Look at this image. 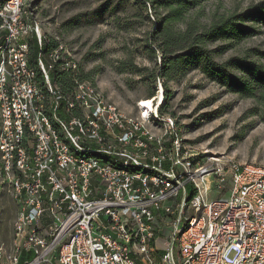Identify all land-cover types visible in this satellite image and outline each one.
Wrapping results in <instances>:
<instances>
[{
  "label": "built area",
  "instance_id": "2783aa9c",
  "mask_svg": "<svg viewBox=\"0 0 264 264\" xmlns=\"http://www.w3.org/2000/svg\"><path fill=\"white\" fill-rule=\"evenodd\" d=\"M151 99L122 111L32 0H0V192L17 206L0 264H264V168L205 160Z\"/></svg>",
  "mask_w": 264,
  "mask_h": 264
},
{
  "label": "rangeland",
  "instance_id": "374dc122",
  "mask_svg": "<svg viewBox=\"0 0 264 264\" xmlns=\"http://www.w3.org/2000/svg\"><path fill=\"white\" fill-rule=\"evenodd\" d=\"M195 1L197 5L188 11L186 21L196 19L209 25L215 18L243 13L264 0ZM32 9L46 36L74 52L80 76H87L84 79L122 111L136 114V102L153 98L161 84L163 103L165 90L169 91L163 114L176 120L187 148L205 160L223 158L264 168V121L255 100L227 92L197 70L173 79L158 77L159 52L155 51L153 58L142 48L153 32V11L147 8L145 13L129 0H32ZM157 12L162 14L163 10ZM246 25L257 34L230 48L220 41L208 44L221 48L217 61L247 53L258 60L249 50L264 51V24L248 21ZM184 27L183 22L176 25L178 30ZM127 64L137 66L141 73L130 71ZM153 72L155 82L151 83L147 76ZM16 210L11 195L1 191L0 246L6 249L11 245Z\"/></svg>",
  "mask_w": 264,
  "mask_h": 264
},
{
  "label": "trees",
  "instance_id": "16d2710c",
  "mask_svg": "<svg viewBox=\"0 0 264 264\" xmlns=\"http://www.w3.org/2000/svg\"><path fill=\"white\" fill-rule=\"evenodd\" d=\"M129 1L132 6L145 13L147 8L154 12L156 19L153 32L144 40L142 48L153 58L155 51L159 52L158 77L173 79L197 70L227 92L255 100L261 107L260 116L264 121V51L249 50L258 60H253L247 53L230 57L225 61H217L216 54L222 53L221 48L208 47V44L220 41L228 43L227 47L230 48L233 44L256 35L254 28L246 23L251 21L264 24V1L243 13L215 18L209 25L199 24L196 19L186 21L188 11L197 5L195 0ZM160 10H163L162 14L157 12ZM182 22L185 23V27L181 30L176 29V25ZM32 52L35 53L33 45ZM127 65L130 71L141 73L137 66ZM155 73L147 76L151 83L155 82ZM54 78L59 83L67 85L65 74L57 73ZM152 95L151 92L150 96ZM168 99L169 91L166 89L165 102L159 110L160 114H163Z\"/></svg>",
  "mask_w": 264,
  "mask_h": 264
},
{
  "label": "bare ground",
  "instance_id": "6f19581e",
  "mask_svg": "<svg viewBox=\"0 0 264 264\" xmlns=\"http://www.w3.org/2000/svg\"><path fill=\"white\" fill-rule=\"evenodd\" d=\"M155 100L157 102V106L161 105L163 103V95L161 92L158 91V93L155 95ZM141 110L144 112V115L146 116L151 110H153V104L152 99H142L140 104ZM214 161H219L217 159H213Z\"/></svg>",
  "mask_w": 264,
  "mask_h": 264
}]
</instances>
